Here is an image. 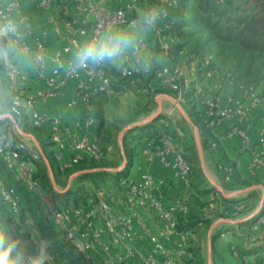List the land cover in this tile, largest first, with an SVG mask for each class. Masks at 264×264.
<instances>
[{
  "label": "built area",
  "instance_id": "obj_1",
  "mask_svg": "<svg viewBox=\"0 0 264 264\" xmlns=\"http://www.w3.org/2000/svg\"><path fill=\"white\" fill-rule=\"evenodd\" d=\"M57 1L35 0L34 8L45 13V26L37 30L19 0H0V12L21 21L29 50L41 53L43 60L33 69V75L26 70L7 82L19 99L20 107L16 123L10 127L0 126V215L3 216L4 209L11 214L19 212L18 185L43 197L35 176L38 151L22 134L26 120L47 132L59 171L82 161H100L105 157L96 130L93 100L102 94L115 93L118 79L150 74L138 71L134 60L122 67L106 65L95 70L82 69L72 75L59 64L66 65L80 40L94 34L98 25L116 19L128 21L140 8L157 4L168 9L170 19L148 37L146 47L157 54L162 40L167 43L169 73L162 77L154 70V77L173 91L178 100L184 101L187 93L193 95L208 128L213 130L226 125L227 128L209 142V147L213 149L219 141L236 136L248 155L246 178L264 182V101L254 86L240 82L236 84L235 93L224 94L228 86L234 85V74L221 70L211 54L196 56L187 63L174 60L171 15L179 0H59L64 6L55 11ZM49 31L63 41L51 53L47 48ZM150 43H154L155 48L150 47ZM67 89L70 97L60 108L51 110L50 102L64 97ZM143 90L156 94V88L150 83H146ZM254 113L262 116L253 136L249 132V120ZM158 122L161 131L157 142L146 144L140 153L149 163L157 161L169 170L171 179L181 185L170 200L165 192L168 179L146 170L139 181L127 174L120 175L116 188L107 186L77 205L51 209L58 228L85 255L88 264H195L193 244L203 223L199 220L185 226L193 194L192 165L182 144L185 134L177 126L173 127L174 133L169 131L167 111L160 113ZM200 139L206 140V134H201ZM216 169L224 183L231 182L234 167L230 163L218 162ZM244 206L245 201L228 202L217 194L201 210L217 217L214 228L220 231L219 238L229 240L231 254L241 264H264V260L257 263L248 253L264 240V198L256 214L250 217L249 232H241L232 222L242 217L240 212ZM228 225L231 227L222 228ZM238 236L245 239L244 251L232 243L231 239Z\"/></svg>",
  "mask_w": 264,
  "mask_h": 264
},
{
  "label": "trees",
  "instance_id": "obj_2",
  "mask_svg": "<svg viewBox=\"0 0 264 264\" xmlns=\"http://www.w3.org/2000/svg\"><path fill=\"white\" fill-rule=\"evenodd\" d=\"M178 2L177 8H182V6H187L189 8V23L194 26V29L183 30L181 29L182 25L177 27L172 26L170 29V35L173 38V41L174 39L179 41L171 44V52L174 50V47L177 49V51H175L176 54L178 52H183L185 45L190 42L191 38H193L194 40L191 49L195 56L211 54L215 61L219 60L222 63L226 61L230 62L234 70V76L236 74L237 77L242 78L256 77L258 74H261V72H264V0H247L246 5L225 3L224 0L222 2H219L218 0H179ZM173 55L175 60V54ZM262 77L264 78V74ZM138 78H145L146 83H150L156 88V93L167 91L175 94L166 86L161 85L154 77L153 73ZM120 80L124 79H118L117 81ZM154 81H156L155 84H153ZM117 84L118 83L116 82L115 86H117ZM255 89L257 88L255 87ZM258 93L264 101V88L261 92L258 91ZM188 94L190 93L186 94V98ZM158 118L159 117L145 123V125L150 129V123ZM202 118L203 117H201V119ZM195 123L199 127L200 135L206 134L207 136L206 140H202V146L205 147L206 145H209L210 141L216 139L213 138L211 134L212 130L205 125V121L203 123L199 122L200 124L197 121H195ZM136 127L130 128L129 130L136 129ZM96 130L99 134L97 124ZM147 136L148 138H153L152 142L156 143L159 133H157L155 137L150 135V133H147ZM124 148V153L127 157L128 151L126 146ZM43 152L48 158L50 166L54 168V170L59 171L52 157V151L49 153L43 149ZM188 161L194 166L191 160ZM98 166L99 165L96 161H82L72 168L59 172L70 174L80 169L95 168ZM104 172L105 171H95L77 175L76 183L81 182L84 178L100 176V174ZM115 174L119 176L126 175V171L122 169ZM35 176L38 180L39 188L43 197L37 193L28 191L22 185H18V189L21 193L20 210L17 214L10 213L7 219L19 226L26 239L35 241L43 238L52 241L50 253L53 256V264H88L85 255L69 240V238H67L65 233L58 228L52 218L51 209H60L62 207L77 205L84 202L85 198L91 194L86 191L85 194H87V196L85 195L86 197L79 201V196L74 195L70 189L65 192L57 191L52 185L46 165L42 159L36 160ZM199 176L200 178L196 181V185H192L191 181L192 190L194 187L197 189V194H201L202 196L219 194L216 188L212 185L199 188L204 180L202 175ZM258 181L259 179L250 180L249 178H244L242 186H248ZM253 192L254 190H251L247 192V195L249 196L250 194H253ZM192 193L193 199L197 195H195L193 191ZM71 196H73L72 204L68 202ZM225 200H230V198H225ZM196 202L200 207H203L206 204V202H198L197 200ZM193 217V212L191 213L190 209L185 226H192L197 221L201 220L203 223L202 227L204 225L209 227L214 221L208 217H205V219L199 218L198 220H194ZM215 232H217V229ZM31 248H35L34 243L31 245ZM194 255L196 256L197 252H194Z\"/></svg>",
  "mask_w": 264,
  "mask_h": 264
},
{
  "label": "rangeland",
  "instance_id": "obj_3",
  "mask_svg": "<svg viewBox=\"0 0 264 264\" xmlns=\"http://www.w3.org/2000/svg\"><path fill=\"white\" fill-rule=\"evenodd\" d=\"M224 1L225 3L228 2L231 4H240V5L247 4V0H224ZM57 2H59V0ZM189 19H190V13H189V8L187 6L186 7L182 6V8H177L174 11H172L171 21H172V26L174 27L182 25L181 29L183 30L194 29V26L189 23ZM193 40L194 39L191 38L190 42L185 45V49L183 50V52L180 53L178 52L176 54L175 51H177V49L175 47L173 48L174 50L172 51V53L175 54L176 62L187 63L189 62V60H193L196 57L191 49ZM176 41L179 40L174 39V41H172L171 44H174ZM150 47L155 48L154 43H150ZM215 62L221 70L227 69L228 71H231L232 74L234 73L232 64L230 62L226 61L222 63L219 60H216ZM263 74L264 72H261V74H258L256 77H248V78L237 77V75L235 74L234 82H233L234 85H231L234 87V93L236 92V84L238 82L250 84L256 87L259 92H261L264 88V78L262 77ZM116 82L118 84L116 86L115 93L100 95L94 99V109L97 118L100 143L105 153V157L103 159H101L100 161H96L97 164L99 165L98 167H106V165L108 164L115 165L118 164L119 162L121 163L122 160L121 147L123 151H125L124 147L126 146L128 152L136 153L138 152V148L141 149L142 146H145L144 143L149 139L147 133H150V135L155 137L157 133H160L161 131V125L157 119L152 123H150L151 124L150 129L147 127V125L142 124V125H138L136 129L129 130L130 129L129 128L127 130H124V132H122V130L127 125L134 122H140L144 120L147 116H149L153 111L156 110L157 104L154 101V95L147 93L143 90V87L146 83L145 78L124 79ZM160 93L162 94L169 93L171 95L170 97H168V99L165 100L166 105L169 106L167 108L169 121L171 125L169 131L174 133L173 127L175 126L183 129L185 135L182 139V144L184 146V151L187 159L191 160L192 163L194 164V166H192L193 176H194V178H192V185H196V181L200 178L199 175L204 176L202 169H205L204 166L201 165V161L199 159L197 149L194 143V132L197 128H199L198 125L195 123V121H197L198 123L203 121V118L201 119L202 116H200L198 110L199 106L193 95L188 94L187 98L185 97V100L181 101L178 100L176 98V95L171 92L160 91ZM172 98H174L181 105L184 112L192 120L193 124H190L185 119L184 115L180 112L175 102L172 101L173 100ZM158 99L162 103V111L165 110V107H163V100H161V97H159ZM261 116L262 115H260V113H256V115L254 116L255 120L257 121L256 126L261 121ZM252 120L254 119L253 118L250 119L249 123L253 122ZM254 126L255 125H252L250 127L253 134L256 130V126L255 127ZM22 129L32 134V136L39 143L42 150L45 149L49 153L50 151H52L46 131L31 126L27 120L22 124ZM129 137H134V139L129 140ZM139 139L141 141H139ZM26 140L28 143L32 144L38 151L32 138L26 137ZM38 159H42L46 165V162L42 158L39 151H38ZM46 160L48 161L47 157ZM119 165H116L115 167ZM3 172L4 171L2 170V173ZM47 172L49 177L54 180L55 189L57 191L65 192L66 190L70 189L74 195L79 196L78 198L79 201L83 200L87 196V194H85L86 191L87 193L93 195L100 190H105L106 188H108L107 186L116 188L117 181L119 178V175L115 174L117 171L116 172L105 171L104 173H101L100 176H95L93 178H84L81 182L76 183L77 176H73L69 180V177L74 172L70 174H67L66 172L60 173L59 171L54 170V168H52L51 166H50V170L47 168ZM239 180H240L239 181L240 185L238 188L237 187L227 188L226 186H224L226 187L225 189L227 191H233L246 187V186H242L243 184L242 182L244 178ZM254 183H262V182L259 180L258 182H254ZM204 186H209V181L207 179L203 180L199 188H202ZM262 186L264 191V183L262 184ZM253 190H254L253 194H250L249 196L247 195L246 192V194L245 193L238 194L236 197L234 196L233 198L234 200L237 199L236 202L245 201L246 203V206H244L241 209L240 215L242 217L240 218L248 216L250 213H252L258 208L263 191L261 188H256ZM193 191L194 193H196L195 195H197L194 197L195 201L197 200L198 202L207 203L208 200L215 198V195L213 194H211V196L210 195L202 196L201 194L198 195L196 192L197 189H195L194 187H193ZM72 197L73 196H71L68 201L70 204L73 203ZM9 215L10 212L7 209H4L3 216L8 217ZM193 216H194L193 217L194 220L195 219L198 220L199 218L205 219V217L215 220V215L208 216L204 211L193 212ZM224 227L230 228L231 225L222 226V228ZM208 228L209 227L204 225L198 231L197 239L193 245V249H194L193 251L197 252V255L196 256L194 255L195 264H239L237 258H235L231 254V251L229 249V243H227L229 240L227 239L228 240L227 241L223 238H219L220 231L217 230V232H215V228L212 230L209 238L207 235ZM240 231L246 232V229L240 228ZM232 243L236 244V242H232ZM237 247L239 248V246Z\"/></svg>",
  "mask_w": 264,
  "mask_h": 264
},
{
  "label": "clouds",
  "instance_id": "obj_4",
  "mask_svg": "<svg viewBox=\"0 0 264 264\" xmlns=\"http://www.w3.org/2000/svg\"><path fill=\"white\" fill-rule=\"evenodd\" d=\"M169 19L168 9L157 4L140 8L128 21L116 19L98 25L94 34L80 40L66 65L60 63L59 67L66 68L72 75L82 69L95 70L106 65L122 67L134 60L137 70L144 74L155 70L158 75L167 76V43L162 40L159 53L153 54L147 49L146 41ZM42 63V54L29 50L21 21L0 12V126L10 127L16 123L20 107L19 99L7 82ZM33 243L34 249L31 248ZM51 247L52 241L48 239H26L16 223L0 215V264H53Z\"/></svg>",
  "mask_w": 264,
  "mask_h": 264
},
{
  "label": "crops",
  "instance_id": "obj_5",
  "mask_svg": "<svg viewBox=\"0 0 264 264\" xmlns=\"http://www.w3.org/2000/svg\"><path fill=\"white\" fill-rule=\"evenodd\" d=\"M19 1L22 4L23 9L26 10L30 14L32 21H33L34 25L36 26L37 30L40 29V27L45 26V21H44L45 13L38 11L34 8L35 0H19ZM63 6H64V3L59 2V3L54 5L53 10H55V11H57L59 9L62 10ZM62 42L63 41L61 39L57 38L51 31L48 32L47 48H48L49 53H51L54 49L59 47L62 44ZM27 71L31 75H33V69H29ZM155 82L156 81H154L153 84H155ZM231 93H234V87L228 86L224 90V94H231ZM160 94H162V93L154 94V101L156 102V98L161 97V100H163V107H165L164 111H167V108L169 106L166 105L165 100L168 99V97H170L171 95L169 93H165L166 95H169V96H163ZM70 95H71V92L69 91V89H67L64 97L51 101L48 107L51 108V110H56V109L60 108L62 106V103L66 100V98L70 97ZM198 110L200 111L199 107H198ZM67 112H68V115L71 114L70 110H68ZM255 115L256 114L254 113L253 116H251V118H250V119H252V118L254 119V120H252L253 122H250V127L252 125L256 126L257 121L254 118ZM250 127H249V132L254 136L255 132L253 130V132H254V134H253ZM226 128H227V126L225 125L222 128L213 129L211 131L213 138H216L218 133L221 130L226 129ZM133 139H134V137H129V140H133ZM139 141H141V140L139 139ZM147 141L144 143L145 145H146V143L148 144V143L152 142L153 138H149ZM142 142H144V141H142ZM141 144H140V147H141ZM140 151H141V149L138 148V152H136V153L128 152V156L126 157V159H127L126 166L123 168V170L126 171L127 175L131 176L136 181L140 180L141 173L143 171H146V170L151 171L154 175H158V176L162 175V176L166 177L168 179V186L166 187L165 192H166L167 199L170 200L174 195H176L179 192L181 185L178 182H175L171 179L169 170L162 168L161 165L157 161L149 163L144 157L141 156ZM121 162H122V160H121ZM218 162L230 163L234 166L233 180L230 184L224 183V181L222 180V178L218 174L217 169H216V164ZM119 163L115 164V165L114 164H108V165H106V167H115L116 165H119ZM247 163H248V155L244 150L241 149V147L239 145L238 138L236 136H232L226 141H219L217 146L213 149L210 148L209 145H206L205 147H203V163L201 165H203L205 168V169H202L204 179H207L209 181V185L214 186L213 185L214 183L221 185L226 192H230V191H227L225 189L226 187L227 188H233V187L238 188L240 185L239 179L246 178ZM193 178H194V176H193ZM263 183L264 182L258 183V184L262 185ZM224 186H226V187H224ZM262 191H263V189H262ZM194 194H196V193H194ZM210 196H211V194H210ZM233 198L234 197H231L230 200H228V202H234L235 200H237V199L234 200ZM190 209H191V213L202 211L201 207L196 203L195 198L191 199V208ZM249 216H250V214L248 216L243 217V218H239L242 220L239 223H235L240 228L246 229V232H249V229H248L249 228V221H250ZM216 219H217V217L215 216L214 221H216ZM148 221L151 222L152 224H155L154 220H151L148 218ZM232 242H236L237 246H239V249L244 251L243 248H244L245 239L242 236H238V237L233 238ZM248 253L250 254V257L253 260H255L257 263H261L264 260V240L259 247L255 246V248H253L251 251H248ZM237 260L239 261V259H237ZM239 264H241L240 261H239Z\"/></svg>",
  "mask_w": 264,
  "mask_h": 264
},
{
  "label": "water",
  "instance_id": "obj_6",
  "mask_svg": "<svg viewBox=\"0 0 264 264\" xmlns=\"http://www.w3.org/2000/svg\"><path fill=\"white\" fill-rule=\"evenodd\" d=\"M160 95H164V96H169V95H166V94H160ZM175 102V104L177 105L178 109L180 110V112L184 115L185 119L190 123V124H193L192 123V120L188 117V115L184 112L183 108L181 107V105L174 99L172 98ZM156 104H157V108L155 111H153L149 116H147L144 120L140 121V122H134V123H131L129 125H127L123 130L122 132H124V130H127L129 128H133V127H136L138 125H142V124H145V123H148L154 119H156L157 117H159L161 111H162V103L160 102V100L158 98H156ZM22 134L25 135L26 137H30L33 139L39 153L41 154L42 158L45 160L46 162V166L47 168L50 170V164L49 162L46 160V156L42 150V148L40 147L39 143L36 141V139L32 136V134L30 132H27V131H22ZM194 143H195V147L197 149V153H198V156H199V159L201 161V164L203 163V146H202V142L200 140V133L198 131V128L195 130L194 132ZM121 155H122V162L120 163L119 166L117 167H95V168H84V169H80L76 172H74L73 174H71V176L69 177V180L73 177V176H77V175H80V174H83V173H89V172H95V171H110V172H118L120 170H122L125 166H126V162H127V159H126V156H125V153L121 147ZM51 179V178H50ZM51 182H52V185L53 187L55 188V184H54V180L51 179ZM217 190V192L223 197V198H231V197H234V196H237L238 194H243V193H246V192H249L253 189H256V188H261L263 189V186L261 184H258V183H253L251 185H248L242 189H237V190H233V191H230V192H226L223 187L219 184H216L214 183L213 184ZM264 198V191L262 193V196H261V201L258 205V208L261 206V203H262V200ZM257 208V209H258ZM256 209V210H257ZM256 210L249 216H253L256 214ZM227 220V219H226ZM242 219H237V220H234L232 221L233 223H239ZM216 225V221H214L208 228L207 230V235L208 237L210 238V234L212 232V230L214 229Z\"/></svg>",
  "mask_w": 264,
  "mask_h": 264
}]
</instances>
